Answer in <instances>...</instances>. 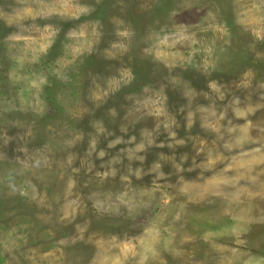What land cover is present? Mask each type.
Instances as JSON below:
<instances>
[{
    "label": "rangeland",
    "instance_id": "rangeland-1",
    "mask_svg": "<svg viewBox=\"0 0 264 264\" xmlns=\"http://www.w3.org/2000/svg\"><path fill=\"white\" fill-rule=\"evenodd\" d=\"M0 264H264V0H0Z\"/></svg>",
    "mask_w": 264,
    "mask_h": 264
}]
</instances>
